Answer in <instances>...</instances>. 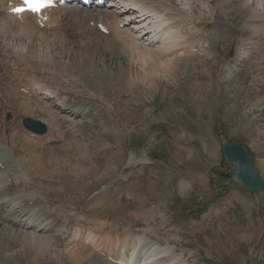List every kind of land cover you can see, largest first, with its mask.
Wrapping results in <instances>:
<instances>
[{
  "label": "rangeland",
  "instance_id": "1",
  "mask_svg": "<svg viewBox=\"0 0 264 264\" xmlns=\"http://www.w3.org/2000/svg\"><path fill=\"white\" fill-rule=\"evenodd\" d=\"M182 2L192 3L195 15L198 10L196 27L207 19L201 26L204 35L219 33L208 30L222 31L216 39L217 58L209 59L214 68L196 61L206 57L184 56L172 74L142 81L131 79L132 68H117L110 56L97 55L103 52H52L56 69L49 71L47 82L71 100L89 102L93 116L78 120L74 142L83 148L74 152V145L65 143L72 147L63 159L74 158L53 166L59 171L44 180L41 192L55 208H68V220L75 211L94 215L98 221L109 220L112 233L144 229L149 238L164 239L189 264H264V190L248 195L232 186L220 196L210 183L214 175L210 166L223 165L217 148L229 141L250 147L254 166L264 178V19L256 21L261 24L256 28L250 11L236 9L242 0H203L210 9L203 8L202 0ZM176 8L182 10L183 5L176 4ZM217 8L219 13L211 11ZM239 32L241 45L236 37ZM191 38L198 43L197 35ZM250 39L258 45L249 47L241 67L227 74L226 65ZM80 41V45L88 44L86 39ZM12 64H16L13 59ZM2 101L15 107L5 97ZM15 108L17 118L29 113L25 117L46 122L39 113H31L36 106L30 111ZM5 115L0 113L1 118ZM144 156L147 160L142 162ZM27 184L25 189L39 198L36 183L29 180ZM106 191L112 197L93 205ZM10 232L0 236V264H35L19 246L5 247ZM88 260L67 264H106L93 252ZM40 262L36 264H64L50 254Z\"/></svg>",
  "mask_w": 264,
  "mask_h": 264
},
{
  "label": "bare ground",
  "instance_id": "2",
  "mask_svg": "<svg viewBox=\"0 0 264 264\" xmlns=\"http://www.w3.org/2000/svg\"><path fill=\"white\" fill-rule=\"evenodd\" d=\"M128 2L129 7L133 6V4H141L146 7L147 13L149 14V23L146 22V25H150H148L146 29H143L142 26H136L133 30L128 29V33L123 35L117 28V25L123 23L124 20L114 17V14L110 13V11H104L111 15L109 19V37H104L90 26L89 23L91 21L105 19L102 15L103 13L95 9V11L78 10L77 12H68V14L73 17L66 15L63 11L52 13L49 16V21L46 23L45 29H40L34 25H30L29 28L21 27L15 24L14 21H10L8 16L1 15L0 58L3 59L4 62H7L6 59L11 58V64L12 59L16 62V64L12 65L14 69L18 68L14 74L19 72V79H22L27 73L29 74L30 79L28 82L23 80L25 88L28 87L29 84L34 85V81L37 80L39 83L44 84L38 86L37 95L42 94L45 98L56 99L59 101L60 106H67L69 109H73L71 112L75 113L85 110L90 106V103L87 101L82 103L70 101L71 99H69L68 96L63 97L60 94L58 87L54 88L48 84L46 79L50 77V74H48L49 71L52 68L56 69V66L53 65L54 58L52 52L60 54L59 51L62 49L67 51L73 49L78 54L84 53L81 49L85 51L93 50L97 53L103 52L101 54H95L100 57L110 56V61L112 59L113 61L116 60L115 67L117 66V68L121 66L132 68L134 71H132L130 75L131 79L139 78L143 81L150 77L156 79L163 74H172L174 71L171 70L178 68V61L182 59L183 56L192 55L188 48L198 47L188 39L185 32V30H189L193 26L192 17L195 14L193 10H190L191 4L189 2L183 3L182 0H177L179 4L183 5L181 10L180 8L172 6L170 2L162 3L159 0H128ZM4 4L5 1L0 0V13H3L2 9ZM59 13L60 19L67 25L66 31L62 33L57 32V16ZM126 15L127 14L123 12L122 16L128 19L129 17H126ZM44 31L50 33H45ZM141 36H144L143 41H138L137 38ZM81 39H86L88 44L80 45ZM250 41L253 42L254 39H250ZM155 43H157V46H155ZM205 43L206 41L203 42V44ZM252 44L255 48L256 45H258L256 42ZM200 47H203V45ZM69 55L71 56V54ZM117 73L116 70L115 75H117ZM121 73H125V70H122ZM36 74L40 76V79L34 77ZM116 79L118 78L116 77ZM113 80L114 79H112V81ZM8 82L9 81L4 79L0 83V86L8 87ZM32 88L33 87H30V89ZM13 97L15 101H10V103L25 111H30L36 106L35 112L39 113L44 118L50 130L45 136L37 139L36 142L34 140L35 137L31 135L32 133L28 132L31 133L28 134L23 126L20 125L19 122L21 120H18L20 117L17 118L18 113L14 115L9 111L0 109L1 114H4V112L6 114L3 116L2 120L8 121L4 123L3 127H0V216L7 215L10 218L8 224H2L0 221V236L4 235L6 230L11 231L8 233L9 243L6 241L7 243L3 244L7 249L14 245L19 246L22 252L35 264L41 263V258L46 254L54 256V260L63 262L64 264H67L69 260L78 262L81 260H88L91 258L93 251L90 250L91 252L88 253V248L79 246L60 237V231L66 227V222H64V220L68 218L65 214V212L68 211L67 208L60 207L56 209L59 215H52L51 212L46 213V215L52 217V219L41 216L40 221L42 222L41 225L44 227V230L30 231L29 224H31V220L29 218L32 219V214L34 213L35 207L38 206V202H30L29 200L33 199H28V197H26L22 205L18 207L19 209L16 211L5 206L6 203L12 204V197L24 190L20 189L21 183L26 185L29 180L36 183L35 186L38 188L37 192L39 191L38 193L41 195L37 200L46 201L49 196L46 199V196L42 194L41 191L45 190L46 184L44 186V180H46L50 174L55 175L58 170L54 171L55 169L53 166L59 163L63 164V162H69L74 158V156L69 155L68 158L63 159V156L68 153V144L74 145L75 148H72L74 152L82 147L81 143L74 142L75 140L77 141V139L74 137V133L70 131L72 134L70 135V143L46 149L47 146L43 144L49 141L58 140L63 142L65 140L63 138L65 132L61 129V126L64 125V118H61L60 113L54 111L52 107L49 108L46 103H39L40 106L37 107V104L33 105L35 100H31L27 97L25 99L16 96ZM44 97H41V99L44 100ZM38 101L40 102L41 100H37L36 102ZM0 103L3 104L2 97H0ZM83 106L86 108L84 109ZM15 107L12 108L16 110ZM57 108L61 110L58 105ZM55 124L59 125L54 130ZM8 126H10L9 130L7 128ZM68 139L69 137L66 140L68 141ZM142 159V161L147 160L146 156ZM17 165L18 167L15 168ZM66 166L68 168L70 165ZM19 167L23 169L22 174H19ZM48 180L54 181L50 178H48ZM69 189L71 188L69 187ZM30 192L31 191H29V193ZM19 219L21 222L26 220L29 224L27 226L25 225V227H18L16 225V220ZM93 222L96 223V221ZM90 229H94L92 231L100 234L104 232L101 228ZM60 240L66 243L65 248H61L59 244ZM147 247L148 250L145 248V253H147V255L141 258V264L176 263V258L167 260L170 257L169 253L170 250H172L171 248L168 251H160L158 247L154 249H151L149 245H147ZM97 263L99 262L97 261Z\"/></svg>",
  "mask_w": 264,
  "mask_h": 264
},
{
  "label": "water",
  "instance_id": "3",
  "mask_svg": "<svg viewBox=\"0 0 264 264\" xmlns=\"http://www.w3.org/2000/svg\"><path fill=\"white\" fill-rule=\"evenodd\" d=\"M28 127L37 133L43 132V129L35 124L29 123ZM221 151L223 158L227 160V166L231 169L228 174L220 173L222 177L234 176V182L252 194L264 187L259 174L252 169L250 153L245 145L229 143L223 145Z\"/></svg>",
  "mask_w": 264,
  "mask_h": 264
},
{
  "label": "snow or ice",
  "instance_id": "4",
  "mask_svg": "<svg viewBox=\"0 0 264 264\" xmlns=\"http://www.w3.org/2000/svg\"><path fill=\"white\" fill-rule=\"evenodd\" d=\"M27 5V10L32 12H39L41 8L51 6L52 0H23ZM16 12L25 11L24 8H15Z\"/></svg>",
  "mask_w": 264,
  "mask_h": 264
}]
</instances>
